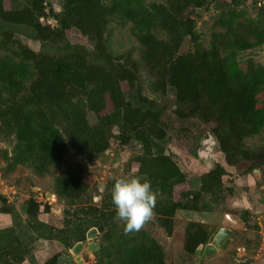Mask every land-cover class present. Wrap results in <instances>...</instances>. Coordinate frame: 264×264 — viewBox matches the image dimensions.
<instances>
[{
    "label": "trees",
    "instance_id": "trees-1",
    "mask_svg": "<svg viewBox=\"0 0 264 264\" xmlns=\"http://www.w3.org/2000/svg\"><path fill=\"white\" fill-rule=\"evenodd\" d=\"M216 1L59 0L56 10L46 0H0V142L11 143L10 150L0 149L5 169L22 166L40 178L53 176L51 191L76 204L63 209L57 227L39 219L40 211L52 212L47 201L30 196L21 214L0 193V214L13 217L0 227V264L33 258L40 239L68 251L92 227L100 244L93 264H167L164 246L146 228L124 232L110 198L114 181L139 176L151 182L153 215L168 236L179 212L211 211L233 193L223 183L228 171L221 163L202 173L193 188L165 152L168 107L159 100L169 88L175 117L202 121L227 165L248 163L245 173L264 167V146L246 143L264 132V65L248 58L243 69L238 61L241 51L264 44V13L246 17L240 6L247 0H227L229 8L214 19L205 46L196 29L197 10ZM115 26H127L140 46L138 57L132 49H112ZM72 29L91 47L73 43ZM18 35L38 42L39 49ZM185 42L189 49L182 51ZM114 142L133 150L127 172L108 178L99 202L91 203L94 180L86 166ZM70 150L80 160L54 175ZM249 216L247 209L239 215L245 225ZM214 229L185 222L184 255L193 256ZM61 256L54 253L42 264H59Z\"/></svg>",
    "mask_w": 264,
    "mask_h": 264
},
{
    "label": "rangeland",
    "instance_id": "rangeland-1",
    "mask_svg": "<svg viewBox=\"0 0 264 264\" xmlns=\"http://www.w3.org/2000/svg\"><path fill=\"white\" fill-rule=\"evenodd\" d=\"M147 3L153 0H146ZM160 1V0H156ZM47 3L59 10V0H46ZM20 1H17L14 7L20 6ZM229 8L227 0H220L209 5L208 8L202 7L199 10V17L197 19L196 29L200 33V41L203 45L208 46L211 25L216 16L222 11ZM240 8H243L246 17L258 18L264 13V0H247ZM47 22L54 24V21L49 18ZM19 39L27 43L33 49L38 50V42L32 41L22 35H18ZM70 40L73 43H84L89 48L91 45L87 43L81 34L72 29L70 32ZM110 45L113 50L122 52L128 49L133 50V57H138L140 46L138 42L131 37L127 26L121 28L115 26L109 36ZM189 49V43L185 42L182 51ZM252 58L255 62L264 65V44L250 50L241 51L238 54V61L240 66L245 69L246 61ZM145 79V76H143ZM175 92L169 88L164 98L159 101L165 103L168 107L164 119L169 124L168 140L164 144L165 152L169 154L178 164L189 180L192 181L194 175L202 174L203 171L210 170L216 163L221 161V153L218 150L217 142L214 140L213 154H208L199 157L198 150L202 147V143L209 138L208 127L197 118H189L186 120H179L173 113ZM209 141V140H208ZM247 145L251 147L264 146V132L260 135L251 137L246 141ZM11 143L0 142V149L10 150ZM197 150V153L195 151ZM133 152L131 147H121L117 143H113L104 154L92 165H87V171L93 177L94 184L90 190L91 203H98L100 193L106 180L110 177H116L127 172L126 163ZM203 154V153H202ZM80 157L76 156L70 150L63 163L54 170V175H58L63 168L71 163L79 161ZM6 161L2 158L0 152V176L3 177L7 183V201L12 204L16 210L24 214L22 210L25 209V200L32 196L37 201H45L47 192H50L48 201L51 203L52 212H39V219L49 222L57 227L61 226L63 218V209L70 208L76 204L69 201L59 199L55 193L51 191V184L53 176H46L40 178L33 174L29 169L18 166L14 171L10 172L5 169ZM248 163L241 162L237 166H230V171L223 178L225 186L233 188L231 196L227 197L221 204L214 205L211 211L201 212L196 214V219L207 221L206 223L217 228L227 227L230 230V238L215 252L208 254L202 258L204 246L198 248L197 252L187 257L184 255V224L186 216L178 213L175 217V226L172 235L168 236L164 230L157 224L155 216L146 221L143 227L146 228L158 241L164 246L166 251L167 264H264V249L259 247L260 230L257 223L258 218L264 225V167L260 169L261 174L258 175V180H255L251 186L245 182V177L242 175L246 172ZM131 170L129 174H133ZM250 173L252 171L250 170ZM257 174L258 172H254ZM253 175V173L251 174ZM243 176V177H242ZM1 179V178H0ZM247 201L242 204L244 200ZM237 201V202H236ZM247 209L250 211L249 221L245 225L240 219L241 211ZM195 218V216H193ZM200 217V218H199ZM12 215L0 214V227L10 225L12 222ZM215 230V229H214ZM99 241V234H98ZM61 248V250L59 249ZM62 251V247L53 240L40 239L34 244L33 258H27L22 264H31V260H35L37 264H42L46 259L54 253ZM37 253V254H36ZM81 256L84 259V264H93L94 251L88 252L83 250ZM71 264H78L75 260Z\"/></svg>",
    "mask_w": 264,
    "mask_h": 264
},
{
    "label": "clouds",
    "instance_id": "clouds-1",
    "mask_svg": "<svg viewBox=\"0 0 264 264\" xmlns=\"http://www.w3.org/2000/svg\"><path fill=\"white\" fill-rule=\"evenodd\" d=\"M110 198L127 234L139 231L152 217L156 193L148 180L139 176L121 177L114 181Z\"/></svg>",
    "mask_w": 264,
    "mask_h": 264
},
{
    "label": "water",
    "instance_id": "water-1",
    "mask_svg": "<svg viewBox=\"0 0 264 264\" xmlns=\"http://www.w3.org/2000/svg\"><path fill=\"white\" fill-rule=\"evenodd\" d=\"M197 11L199 12L200 10L198 9ZM208 140L206 143H203V145H201L202 147H200V149L198 150L199 155L205 152L210 153V151L212 150L210 145L211 143L214 144L215 142L211 134ZM50 195L51 193L47 192L46 196L50 198ZM22 212L24 213L25 210H22ZM229 238L230 230L227 227H217L210 236L208 243L204 245L202 258L206 257L210 253L217 251ZM99 245L100 244L98 241V230L95 227H92L86 233V240L76 242L69 249L68 254L62 255L59 258V262L71 263L73 260H75L76 263L83 264L84 259L81 256V252L83 250H87L88 252L92 253L93 251H96L99 248Z\"/></svg>",
    "mask_w": 264,
    "mask_h": 264
},
{
    "label": "crops",
    "instance_id": "crops-1",
    "mask_svg": "<svg viewBox=\"0 0 264 264\" xmlns=\"http://www.w3.org/2000/svg\"><path fill=\"white\" fill-rule=\"evenodd\" d=\"M206 141V140H205ZM205 141L203 142V143H205ZM214 145V144H213ZM213 145H212V143H211V148H212V150L210 151V153H208V152H205V153H201V155H199V153H198V156L199 157H201V156H204V155H208V154H213L212 153V151L214 150L213 149ZM220 152V151H219ZM221 153V152H220ZM221 161H219L225 168H226V170L229 172L230 171V169H229V165H227L226 164V162H225V160H224V156H223V154L221 153ZM232 167V166H231ZM260 169L261 168H255V169H253L252 170V173H253V175H251L252 173H244V174H242L244 177H245V182H246V184L248 185V186H251L253 183H255V180H258V175L259 174H261V172H260ZM208 171V170H207ZM258 172L257 174H255L254 172ZM204 172H206V171H203L202 173H204ZM201 175V173L200 174H198V176L197 175H194V177L192 178V181L191 180H189V178H191L190 176H187V179L189 180V182L191 183V185H192V187L193 188H197L198 186H199V176ZM242 176V177H243ZM243 199L244 200H238V201H241L242 202V204L244 203V202H246L247 201V198H245L244 196H243ZM237 202V201H236ZM264 203V202H263ZM179 213H182V215H184V216H186V220H194V221H200V222H204V223H206L207 221H204V220H201V219H196V212H184V211H181V212H179ZM193 216H195V218L193 217ZM200 218V217H199ZM208 223V222H207ZM218 227H220V226H218ZM216 229V228H215ZM55 242V241H54ZM59 249L61 250V248L59 247ZM69 251V250H68ZM68 251H61V253H62V255H65V254H68ZM37 254V253H36ZM59 264H71V263H65V262H61V263H59Z\"/></svg>",
    "mask_w": 264,
    "mask_h": 264
},
{
    "label": "built area",
    "instance_id": "built-area-1",
    "mask_svg": "<svg viewBox=\"0 0 264 264\" xmlns=\"http://www.w3.org/2000/svg\"><path fill=\"white\" fill-rule=\"evenodd\" d=\"M213 141V140H212ZM0 193L4 196H6V194L8 193L6 188H7V183H5V180L3 179V177L0 176ZM47 197V196H46ZM48 198H45V201L43 202H48L49 204H51L49 201H48ZM40 202V201H39ZM257 223L259 225V232H260V241H259V247L260 248H263L264 249V225L262 223V221L260 220V217L258 218L257 220Z\"/></svg>",
    "mask_w": 264,
    "mask_h": 264
},
{
    "label": "flooded vegetation",
    "instance_id": "flooded-vegetation-1",
    "mask_svg": "<svg viewBox=\"0 0 264 264\" xmlns=\"http://www.w3.org/2000/svg\"><path fill=\"white\" fill-rule=\"evenodd\" d=\"M210 135V134H209ZM214 138V137H213ZM208 140V139H207ZM202 145H203V143H202ZM213 145V144H212Z\"/></svg>",
    "mask_w": 264,
    "mask_h": 264
},
{
    "label": "bare ground",
    "instance_id": "bare-ground-1",
    "mask_svg": "<svg viewBox=\"0 0 264 264\" xmlns=\"http://www.w3.org/2000/svg\"><path fill=\"white\" fill-rule=\"evenodd\" d=\"M83 264H84V262H83Z\"/></svg>",
    "mask_w": 264,
    "mask_h": 264
}]
</instances>
